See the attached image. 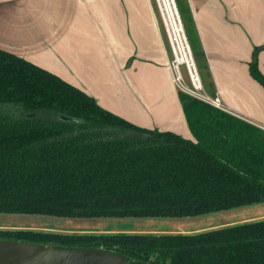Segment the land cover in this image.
<instances>
[{
  "label": "trees",
  "instance_id": "trees-1",
  "mask_svg": "<svg viewBox=\"0 0 264 264\" xmlns=\"http://www.w3.org/2000/svg\"><path fill=\"white\" fill-rule=\"evenodd\" d=\"M174 1L205 88L193 20ZM260 49L248 70L264 88ZM177 95L191 139L134 124L0 48V213L193 217L264 201V129L180 90ZM2 241L102 250L128 264H264V217L185 232L9 227L0 228Z\"/></svg>",
  "mask_w": 264,
  "mask_h": 264
},
{
  "label": "crops",
  "instance_id": "crops-1",
  "mask_svg": "<svg viewBox=\"0 0 264 264\" xmlns=\"http://www.w3.org/2000/svg\"><path fill=\"white\" fill-rule=\"evenodd\" d=\"M93 1L99 3L97 7L100 10L102 6L109 9L114 6L118 16L85 20H90L89 23L78 17L72 24L63 16L59 19L54 16L56 5L53 6L51 0H0V48L21 56L16 50V47L20 48L17 41H39L43 49H50L51 42L60 41L63 43L60 49L64 50L68 46V32L59 35L58 26L64 25L69 30L71 25H78L77 31H80L79 25H85L95 32L90 37V43L96 46L100 56L103 55L102 60L111 78L108 83L110 88L107 87L109 91L106 90L108 95H103L106 101L85 83L80 85L68 81L57 71L34 64L82 88L99 105L134 124L146 129L169 130L191 139L178 90L168 67L172 55L158 22L159 13L154 0H126L127 16H124L119 0ZM180 2L193 20L203 52L206 93L211 97L219 96L226 112L264 127V88L250 76L248 70V64L253 61L254 48L264 45V0ZM134 9L137 15L133 14ZM55 10L59 7L56 6ZM64 53L67 54L66 50ZM256 62L264 74V49L256 52ZM259 217L264 215L171 232L210 229Z\"/></svg>",
  "mask_w": 264,
  "mask_h": 264
},
{
  "label": "rangeland",
  "instance_id": "rangeland-1",
  "mask_svg": "<svg viewBox=\"0 0 264 264\" xmlns=\"http://www.w3.org/2000/svg\"><path fill=\"white\" fill-rule=\"evenodd\" d=\"M119 1L123 7V11H125L126 0ZM51 2L53 3V6L56 5L59 7V10H55L56 6H54V16L58 19L60 18L59 16H63L72 24L75 23V18L78 19V17L80 20L85 21L99 17L103 19H111L118 16L117 11L113 9L114 6L109 9L101 5L103 8L100 10L97 7L99 3H95L93 0H51ZM134 6H136V4ZM127 13L128 10L125 11L124 16H127ZM133 14L137 15L136 9H134ZM159 14L158 22L160 26H162ZM90 20L85 22L89 23ZM77 27L78 25H71L69 30H67L64 25L58 26L59 35H64L68 32V46L67 49L66 47L64 49L68 55H65L64 50L60 49L61 44H63L60 41H54V44L51 42L50 49L41 48L39 46L41 42L39 41H17L16 44L20 45V48L15 46L17 53L26 60L28 59L33 63L35 62L57 71L62 74V78H65L68 81L77 82L80 85L85 83V85H88L92 90L99 93L103 100L106 101L103 95H108L106 90H108L107 87L110 88L108 83H110L111 78L108 69L105 68L107 65L102 60L103 55L100 56L99 52L96 50V46L90 43V37L95 32L89 30L85 25H79L81 28H78V30L80 29V31H77ZM34 44H37V47L31 49L26 48L27 46ZM182 65L180 69L184 83L191 87L185 68ZM111 99L114 101L113 97H111ZM116 108L119 109V105H116ZM28 115L33 116L34 114L31 113ZM259 215H264V201L193 217L126 216L116 218H88L56 217L41 214L0 213V228L10 227V229H33L61 233H136L142 231L159 232L164 230L171 232L178 229H198V227H206V225L210 224L223 223L226 221L239 220L247 216Z\"/></svg>",
  "mask_w": 264,
  "mask_h": 264
},
{
  "label": "water",
  "instance_id": "water-1",
  "mask_svg": "<svg viewBox=\"0 0 264 264\" xmlns=\"http://www.w3.org/2000/svg\"><path fill=\"white\" fill-rule=\"evenodd\" d=\"M0 264H128L122 258L96 249L61 248L52 242L29 244L0 242Z\"/></svg>",
  "mask_w": 264,
  "mask_h": 264
},
{
  "label": "bare ground",
  "instance_id": "bare-ground-1",
  "mask_svg": "<svg viewBox=\"0 0 264 264\" xmlns=\"http://www.w3.org/2000/svg\"><path fill=\"white\" fill-rule=\"evenodd\" d=\"M158 3L163 13V17L167 27L166 31H168L169 38L173 46L172 49L176 56L175 63L178 62V64H184V66L186 65L185 68L191 87L187 85L186 86L188 88L199 89L200 79L196 73V70L193 68L194 65L191 62L192 57L188 49L186 39L184 37L183 28L177 18V13L173 5V1L158 0Z\"/></svg>",
  "mask_w": 264,
  "mask_h": 264
},
{
  "label": "built area",
  "instance_id": "built-area-1",
  "mask_svg": "<svg viewBox=\"0 0 264 264\" xmlns=\"http://www.w3.org/2000/svg\"><path fill=\"white\" fill-rule=\"evenodd\" d=\"M172 1H173V5H174V7H175L176 13H177V18H178V20H179V22H180V24H181V26H182V28H183V24H182V22H181V19H180V16H179V13H178V10H177V7H176V4H175V1H174V0H172ZM155 3H156V7H157V9H158V13H160V14H159V16H160V20H161V23H162V26H163L164 32H165V34H166V37H167V40H168V44H169L170 49H171L172 59L168 62V67H169V69H170L171 72H172V82L174 83V85H175V87L177 88V90H180V91H182V92H184V93H186V94H188V95H190V96H192V97H194V98H196V99H199V100H201V101H204V102H206V103H208V104H210V105H212V106H214V107H216V108H218V109H221V110L227 111V110L222 106V104H221V100H220L219 96L216 95L215 97H211V96H209V95L206 93V91L204 90V88H203V86H202V83L200 82L201 80L199 81V82H200L199 89L188 88V87L186 86V84L184 83V79H183V76H182L181 69H180V67H181L182 64H178V62L175 63V61H176V56H175V54H174V51L172 50L173 46H172L171 40H170V38H169L168 31H166V30H167V27H166L165 20H164V17H163V13H162V10H161L160 5H159V3H158V0H155ZM183 32H184V37H185V39H186V43H187V45H188V49H189L190 54H191V57H192V58H191V62H192V64L194 65L193 68L196 70V73H197V75L199 76L198 71H197V68H196V64H195V62H194V59H193V56H192V53H191V50H190V47H189V44H188V41H187L186 35H185L184 28H183ZM193 65H192V66H193ZM182 66L185 68L184 65H182ZM185 71H186V68H185ZM186 74H187V71H186ZM187 77H188V76H187ZM199 79H200V77H199ZM258 127H259V126H258ZM260 128H261V129H264V127H260Z\"/></svg>",
  "mask_w": 264,
  "mask_h": 264
}]
</instances>
